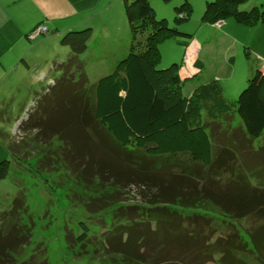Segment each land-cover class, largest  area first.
I'll list each match as a JSON object with an SVG mask.
<instances>
[{
    "label": "rangeland",
    "instance_id": "374dc122",
    "mask_svg": "<svg viewBox=\"0 0 264 264\" xmlns=\"http://www.w3.org/2000/svg\"><path fill=\"white\" fill-rule=\"evenodd\" d=\"M149 1L158 19H166L170 28L194 35L188 46L181 45L180 41L185 40L181 37H170L160 44L161 62L158 68L180 63L183 79L198 71L194 64L199 58L204 69L203 76L201 74L186 81L187 93H193L197 86L217 78L221 79L225 94L236 100L249 80L259 70L264 72V23L249 26L233 17L222 25L204 23L208 3L215 0ZM186 2L192 6L191 16L179 22L177 8ZM125 4L124 0H0V162L11 161L9 176L0 180V208L10 205L17 197L30 203L29 211L35 217L38 229L37 237L22 256L30 263L105 264L106 256L100 257V252L97 256H79L82 247L73 241L69 224L76 223L77 216L98 213L97 209L107 203L99 200L97 204H92L90 193L94 192L97 196L100 189H107L105 197L113 193L115 190L110 186L114 183V172L127 175L143 166L141 162H133L131 167L117 162L113 152L115 145L106 140L107 135L99 129L94 131L104 140L100 139L101 143L79 135L77 139L70 140L69 146L64 140L66 132H60L65 130V85L72 83L73 86L68 87L72 93L73 88L86 82L84 77L87 79L84 83L86 89L94 86L104 76L112 74L119 61L128 55L133 35ZM255 7L264 11V0H248L240 9L250 11ZM42 25L49 27L47 34L36 40L26 36ZM88 28L93 29L88 49L75 58L70 48L62 44V39L69 30ZM147 37L148 33L140 34L138 41L145 43ZM71 62L74 67L67 70ZM230 122L217 125L213 132L216 144L222 146L225 140V146L234 151L229 161L232 160L233 168L221 175L244 176L245 182L241 185H260L264 189V134L258 139H251L237 115ZM46 126L50 129L46 130ZM67 154L70 156L68 160ZM57 163L60 166L54 165ZM103 169L102 179L97 173ZM171 169L176 171L178 168L174 166ZM228 179L231 178L224 177L222 184ZM129 183L124 182L116 196L119 202L103 211L105 216L99 224L104 230L108 225L103 222L110 220L108 212L122 215L127 210L133 212L132 217H136L139 216L138 212H134L137 209L141 212L140 221L147 219L146 208L151 202L148 197L152 192L144 194V189ZM224 187L220 184V188ZM229 204L235 211L236 205ZM170 210L178 215L185 213L186 222L177 221L179 218L168 216L165 211L160 218L155 217L152 225L148 226L154 231L161 227L159 240H169L163 244L153 241L152 246L156 244L167 261L182 264L180 259H176L180 256L184 264H217L213 257L196 255L198 247L193 249L173 239L178 232L187 233L188 228L191 229L189 225L195 212L200 217L207 211L204 208L181 210L175 205H170ZM88 217L91 218L90 215ZM224 219L226 225H231L225 228L224 238L233 233V225L245 236V232H251L254 225L259 224L253 216L245 219V223L227 217ZM176 223L184 225L175 226ZM151 228L149 234L153 235ZM217 236L219 234L215 239ZM88 245L95 251L102 250V242L97 239ZM148 250L149 246L142 252L146 254ZM33 253L42 259L38 262L34 260L31 258ZM243 259L246 264H254L253 257ZM108 262L113 264L109 257Z\"/></svg>",
    "mask_w": 264,
    "mask_h": 264
},
{
    "label": "trees",
    "instance_id": "16d2710c",
    "mask_svg": "<svg viewBox=\"0 0 264 264\" xmlns=\"http://www.w3.org/2000/svg\"><path fill=\"white\" fill-rule=\"evenodd\" d=\"M124 1L133 35L129 53L119 61L112 74L101 78L96 85L86 89L84 83L87 79L84 77L86 82L73 88L72 93L68 88L72 83L65 85V130L60 132H66L64 140L69 146V142L79 135L101 143L100 134L94 131L99 129L107 135L106 140L115 145L113 152L117 162L126 163V166L141 162L143 166L137 171L131 170L129 175L114 172V183L110 187L115 191L111 194L107 192L108 196L105 197L107 189L99 190L101 198H97L94 192L90 193L92 204H97L99 200L107 203L97 209L98 213L88 212L91 218L89 215L77 216V222L69 224L73 241L82 247L79 256H97L100 252V257L106 256L105 264H110L108 257L113 264H181L179 261H167L156 244L152 246L153 241L163 244L169 239L159 240L162 228L154 231L148 226L164 211L168 216L179 218L177 221H184L185 213L178 215L170 210V205H175L181 210L204 208L208 212L200 217L195 212L189 225L191 229L173 236L182 245L193 249L198 247L195 252L199 257L201 254L213 257L217 264H246L243 258L253 257L254 264H264V189L260 185H241L245 182L244 176H222L224 171L233 168L232 160L229 161L234 151L225 146V140L220 146L213 139L215 127L232 121L235 115L251 139H258L264 134V72L259 70L236 100L225 94L221 79L217 78L197 86L193 93H187L186 81L201 75L204 70L199 58L194 64L198 71L183 79L180 63L158 68L161 62L160 44L170 37H181L185 39L180 41L181 45L188 46L194 35L170 28L166 19H158L149 0ZM247 1L215 0L208 3L203 22L222 25L233 17L249 26L264 23V11L258 7L250 11L240 9ZM177 12L179 22L189 19L192 6L186 2L177 8ZM43 26L48 30L31 38ZM41 27L26 36L36 40L50 31L46 25ZM92 33V28L69 30L62 44L70 48L76 58L87 51ZM145 33H148L146 42H139L138 36ZM71 65L67 70L74 67ZM70 150L71 147L67 148V152ZM69 157L67 154V160ZM54 165L60 166L59 163ZM174 166L178 168L176 171L171 169ZM10 167V160L0 162V180L9 176ZM97 176L103 179L104 169ZM224 177L231 179L222 184ZM124 182L138 185L144 189V194L152 192L148 197L151 202L146 208L147 219L140 221L141 212L137 209L134 212H138L139 216L136 217H132L133 212L127 210L122 215L108 212L110 220L103 222L108 225L104 230L99 224L105 216L103 211L119 202L116 196ZM220 184L225 186L226 191L220 188ZM22 199L17 197L10 205L0 208V264H33L22 256L37 237L38 229L35 217L29 211L30 203ZM90 202L87 201V205ZM229 203L236 205L235 211L231 210L233 207ZM250 216L259 222L251 232H245L250 244L236 225H233L235 232L224 238L225 228L231 227L226 225L224 218L245 223ZM150 228L153 235L149 234ZM217 234L219 236L215 239ZM96 239L102 242L100 251L88 245ZM148 246L149 250L143 253L142 250ZM32 257L37 262L42 259L36 253ZM179 259L184 264V259ZM37 264H42V261Z\"/></svg>",
    "mask_w": 264,
    "mask_h": 264
},
{
    "label": "built area",
    "instance_id": "2783aa9c",
    "mask_svg": "<svg viewBox=\"0 0 264 264\" xmlns=\"http://www.w3.org/2000/svg\"><path fill=\"white\" fill-rule=\"evenodd\" d=\"M48 30V28L47 27H41L37 32H35L33 35H32V37L31 38H35L36 36H38L40 33H44V32H46Z\"/></svg>",
    "mask_w": 264,
    "mask_h": 264
},
{
    "label": "bare ground",
    "instance_id": "6f19581e",
    "mask_svg": "<svg viewBox=\"0 0 264 264\" xmlns=\"http://www.w3.org/2000/svg\"><path fill=\"white\" fill-rule=\"evenodd\" d=\"M166 247H167V246H166ZM168 249H170V248H168ZM168 249H166V250H168ZM169 251H170V250H169ZM167 253H169V252L167 251ZM162 254H163V253H162ZM171 254H172V253H171ZM163 255H164V254H163ZM165 255H166V254H165ZM176 257H177V256H176ZM179 257H180V256H178V258H176V259H179ZM168 259H169V258H168ZM177 263H178V262H177ZM177 263H176V264H177Z\"/></svg>",
    "mask_w": 264,
    "mask_h": 264
},
{
    "label": "crops",
    "instance_id": "0c3cea01",
    "mask_svg": "<svg viewBox=\"0 0 264 264\" xmlns=\"http://www.w3.org/2000/svg\"><path fill=\"white\" fill-rule=\"evenodd\" d=\"M72 1V0H71Z\"/></svg>",
    "mask_w": 264,
    "mask_h": 264
}]
</instances>
